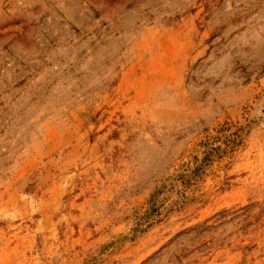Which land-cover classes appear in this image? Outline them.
Listing matches in <instances>:
<instances>
[{
	"label": "rangeland",
	"instance_id": "1",
	"mask_svg": "<svg viewBox=\"0 0 264 264\" xmlns=\"http://www.w3.org/2000/svg\"><path fill=\"white\" fill-rule=\"evenodd\" d=\"M0 264H264V0H0Z\"/></svg>",
	"mask_w": 264,
	"mask_h": 264
},
{
	"label": "trees",
	"instance_id": "2",
	"mask_svg": "<svg viewBox=\"0 0 264 264\" xmlns=\"http://www.w3.org/2000/svg\"><path fill=\"white\" fill-rule=\"evenodd\" d=\"M214 150H217L216 152V156H210V154L214 151ZM220 148L219 147H211L209 150H207L204 154V156L202 157L201 161L203 162V164H200L198 166H196L191 174H190V177L191 176H196L202 169H203V166L204 164L209 161L211 159V157H219L220 155ZM140 228V225H137V228H134L133 231H136V229H139Z\"/></svg>",
	"mask_w": 264,
	"mask_h": 264
}]
</instances>
